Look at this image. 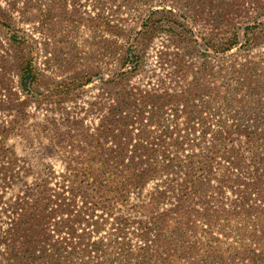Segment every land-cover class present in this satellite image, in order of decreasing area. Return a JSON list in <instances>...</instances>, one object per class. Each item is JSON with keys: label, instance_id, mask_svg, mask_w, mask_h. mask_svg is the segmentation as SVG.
Masks as SVG:
<instances>
[{"label": "trees", "instance_id": "16d2710c", "mask_svg": "<svg viewBox=\"0 0 264 264\" xmlns=\"http://www.w3.org/2000/svg\"><path fill=\"white\" fill-rule=\"evenodd\" d=\"M94 2L87 21L110 36L109 65L46 86L33 39L0 5L27 102L60 107L99 90L95 125L67 117L71 129L52 136L63 171L5 210L0 264H264V3ZM27 102L0 100L12 116L0 125V188Z\"/></svg>", "mask_w": 264, "mask_h": 264}, {"label": "rangeland", "instance_id": "374dc122", "mask_svg": "<svg viewBox=\"0 0 264 264\" xmlns=\"http://www.w3.org/2000/svg\"><path fill=\"white\" fill-rule=\"evenodd\" d=\"M95 0H0L2 8L15 19L18 28L25 32L36 50L38 71L43 86L63 81L83 74L103 72L107 63L106 39L110 36L101 28L87 21L98 9ZM264 3V0H260ZM133 16V15H132ZM131 15L124 14L127 29L136 26ZM131 17V18H129ZM85 18V19H82ZM7 28L0 24V100L1 102H27L26 96L18 87V72L14 66V46L9 39ZM159 36L148 49L150 65L155 63L157 52L165 50ZM127 39H118L123 47ZM29 50V49H28ZM158 73H162L159 68ZM75 102L62 106H51L27 102L24 108L26 117L16 134L7 140L8 147L15 152V168L9 175L6 187L0 188V220L6 219L10 204L18 194H23L27 186L45 176L52 170L59 174L64 164L54 151L52 136L58 130H70L66 118L83 117L84 123L93 126L96 115L87 113L89 102L99 92L98 88H88ZM12 119L0 109V125ZM2 221L1 227H6Z\"/></svg>", "mask_w": 264, "mask_h": 264}]
</instances>
